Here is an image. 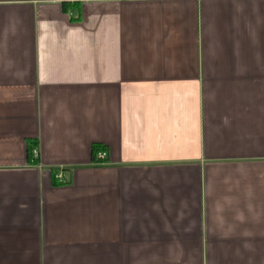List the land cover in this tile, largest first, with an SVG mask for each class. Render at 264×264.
I'll use <instances>...</instances> for the list:
<instances>
[{
    "label": "crops",
    "instance_id": "obj_1",
    "mask_svg": "<svg viewBox=\"0 0 264 264\" xmlns=\"http://www.w3.org/2000/svg\"><path fill=\"white\" fill-rule=\"evenodd\" d=\"M0 264H264V0H0Z\"/></svg>",
    "mask_w": 264,
    "mask_h": 264
},
{
    "label": "built area",
    "instance_id": "obj_2",
    "mask_svg": "<svg viewBox=\"0 0 264 264\" xmlns=\"http://www.w3.org/2000/svg\"><path fill=\"white\" fill-rule=\"evenodd\" d=\"M105 155H106V153H105L104 150L103 151H99L96 154L97 159H99V160H103L105 158ZM36 156H37V149L36 148H32L31 149V159L34 160Z\"/></svg>",
    "mask_w": 264,
    "mask_h": 264
},
{
    "label": "trees",
    "instance_id": "obj_3",
    "mask_svg": "<svg viewBox=\"0 0 264 264\" xmlns=\"http://www.w3.org/2000/svg\"><path fill=\"white\" fill-rule=\"evenodd\" d=\"M30 149H31V146L29 145V156L31 154V150ZM94 149L97 150V147H95Z\"/></svg>",
    "mask_w": 264,
    "mask_h": 264
}]
</instances>
